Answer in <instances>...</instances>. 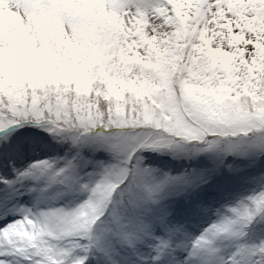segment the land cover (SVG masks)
Wrapping results in <instances>:
<instances>
[{
	"label": "snow or ice",
	"instance_id": "snow-or-ice-1",
	"mask_svg": "<svg viewBox=\"0 0 264 264\" xmlns=\"http://www.w3.org/2000/svg\"><path fill=\"white\" fill-rule=\"evenodd\" d=\"M0 264H264V0H0Z\"/></svg>",
	"mask_w": 264,
	"mask_h": 264
}]
</instances>
